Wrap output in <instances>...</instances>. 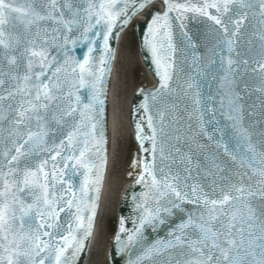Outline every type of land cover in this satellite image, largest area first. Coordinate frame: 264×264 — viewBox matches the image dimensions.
Listing matches in <instances>:
<instances>
[{
    "label": "snow or ice",
    "instance_id": "snow-or-ice-1",
    "mask_svg": "<svg viewBox=\"0 0 264 264\" xmlns=\"http://www.w3.org/2000/svg\"><path fill=\"white\" fill-rule=\"evenodd\" d=\"M161 4L0 0V264H79L107 164L110 41L140 14L159 87L141 90L150 133L137 119L136 139L148 155L131 162L142 191L132 193V227L120 219L116 248L127 264H264V120L248 119L255 107L246 113L237 90L241 65L255 64L264 116V0ZM250 18L254 60L239 50ZM189 19L215 40L207 59ZM177 29L191 49L179 58L187 70ZM161 226L167 236L149 242L146 230Z\"/></svg>",
    "mask_w": 264,
    "mask_h": 264
},
{
    "label": "water",
    "instance_id": "water-1",
    "mask_svg": "<svg viewBox=\"0 0 264 264\" xmlns=\"http://www.w3.org/2000/svg\"><path fill=\"white\" fill-rule=\"evenodd\" d=\"M125 31L121 33L120 40L118 41L110 82L107 167L97 211V217L99 218H97L98 229L96 230V233L94 231V241L92 236L88 253L89 261L88 263L85 262V264H96L103 245L108 237L114 232V230L110 227V224L112 221H116L117 216V208L120 198V134L121 129L123 128L124 119V82L126 73L124 41L128 30L126 32ZM125 209L126 208H124L123 211ZM117 264H124V260H119Z\"/></svg>",
    "mask_w": 264,
    "mask_h": 264
},
{
    "label": "bare ground",
    "instance_id": "bare-ground-1",
    "mask_svg": "<svg viewBox=\"0 0 264 264\" xmlns=\"http://www.w3.org/2000/svg\"><path fill=\"white\" fill-rule=\"evenodd\" d=\"M143 16L140 15L139 19ZM124 52L126 58V73L124 82V119L123 128L120 134V152H119V190L128 182V180L134 176L135 169L131 167L132 160L136 157V148L132 141V130L129 125V110L131 107L132 96L136 89L140 86H153V79L147 76L146 70L139 63V54L137 51L136 41L132 35V31L128 30V33L124 41ZM133 172L132 176H129V172ZM114 232L108 237L103 245L96 264H108V244L109 240L113 237Z\"/></svg>",
    "mask_w": 264,
    "mask_h": 264
}]
</instances>
